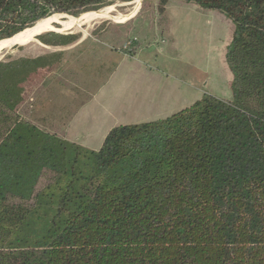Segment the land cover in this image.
I'll use <instances>...</instances> for the list:
<instances>
[{"label":"trees","instance_id":"trees-1","mask_svg":"<svg viewBox=\"0 0 264 264\" xmlns=\"http://www.w3.org/2000/svg\"><path fill=\"white\" fill-rule=\"evenodd\" d=\"M115 1L0 0V41ZM169 1L233 25L231 98L117 126L96 151L20 115L24 84L61 53L0 61V264H264V0H158L159 13Z\"/></svg>","mask_w":264,"mask_h":264},{"label":"rangeland","instance_id":"rangeland-1","mask_svg":"<svg viewBox=\"0 0 264 264\" xmlns=\"http://www.w3.org/2000/svg\"><path fill=\"white\" fill-rule=\"evenodd\" d=\"M135 1L116 0L112 5L98 11L110 8V13L114 17L127 16L135 10L137 5ZM157 5L158 0H140L134 16L124 21L96 19L82 22L79 26L53 24L52 29L35 33L33 39L27 42L9 44L7 40L2 41L0 61L61 53L59 62L53 68L40 72L35 78L24 84L25 104H22L20 109L21 117L31 122L32 117L27 112L31 109L28 106L41 103V99L47 104L50 102L51 96L56 93L61 92L67 95L68 100H74V97L79 96L78 94L84 89L90 91L96 89L101 79L114 65L116 61L114 54L130 55L134 49L133 42L137 44L138 52L145 48L155 49L156 53H160V47L170 45V39L163 31L165 19L163 14L159 13ZM182 9L190 11L187 7ZM192 11L200 14L206 23H198L197 27L179 25L180 29L175 31L176 39L173 41L177 53L174 55L178 58L179 54L181 61L170 64V66L165 65L166 71L182 74L196 82H199V79L202 81L211 80L203 85L206 86L203 88L207 89L205 95L222 100L230 99L231 91L229 89V74L224 60V47L231 38L233 25L218 13L203 12L197 9H192ZM87 13L90 14V12ZM87 13L78 17L62 14L54 16L64 21L68 17L82 18ZM209 28L213 31L211 35ZM52 31L57 34L74 35L77 40L67 46L49 47L36 39L37 36ZM165 53L167 56H174L173 53L170 55L166 50ZM140 58L149 64L155 63L154 60L158 61L160 65L165 63L159 57L153 59L141 56ZM183 60L185 64L192 67L187 68L182 62ZM44 185L45 180H41L37 189L40 190Z\"/></svg>","mask_w":264,"mask_h":264},{"label":"crops","instance_id":"crops-1","mask_svg":"<svg viewBox=\"0 0 264 264\" xmlns=\"http://www.w3.org/2000/svg\"><path fill=\"white\" fill-rule=\"evenodd\" d=\"M192 9L200 10L178 1H169L161 15L165 19L163 31L170 39V45L160 47V53L145 48L138 52L137 44L134 46V55L115 53L114 65L96 89H84L74 100H68L67 95L61 92L52 95L47 104L41 99V103L28 106L31 109L27 110L32 117L31 122L67 142L96 151L109 131L117 126L165 119L200 100L207 90L203 85L211 80L199 79L196 82L182 74L168 72L165 67L181 61L179 54L178 58L175 56L174 45V34L180 29L179 25L197 27L198 23H206ZM212 32L209 28L210 35ZM165 50L175 55L167 56ZM141 56L153 59L159 57L165 63L160 65L154 60L155 63L149 64Z\"/></svg>","mask_w":264,"mask_h":264},{"label":"bare ground","instance_id":"bare-ground-1","mask_svg":"<svg viewBox=\"0 0 264 264\" xmlns=\"http://www.w3.org/2000/svg\"><path fill=\"white\" fill-rule=\"evenodd\" d=\"M139 1L140 0H136V8L135 10L127 15V16H118V17H114L111 15V9L110 8H106L102 11H97V12H93L90 14H87L85 16H83L80 19H75L72 17H68L66 18V20H59L57 19L54 15L50 16L46 19L41 20L40 22H38L36 25H34L32 28L30 29H26L25 31L21 32L20 34H18L16 37L7 40L9 42V44H12L14 42H20V43H24L27 42L29 40L33 39V35L39 31L42 30H48V29H52L53 24H61L64 26H71L72 24H75L77 26H79L82 22H88L91 20H99V19H114V20H122L124 21L125 19H130L132 16H134V14L136 13L138 6H139ZM134 4V3H133ZM131 11V10H130ZM3 46V42H0V47Z\"/></svg>","mask_w":264,"mask_h":264},{"label":"water","instance_id":"water-1","mask_svg":"<svg viewBox=\"0 0 264 264\" xmlns=\"http://www.w3.org/2000/svg\"><path fill=\"white\" fill-rule=\"evenodd\" d=\"M52 32H54V31H52ZM55 33H57V32H55Z\"/></svg>","mask_w":264,"mask_h":264}]
</instances>
